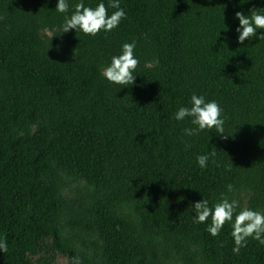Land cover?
<instances>
[{"label":"trees","instance_id":"16d2710c","mask_svg":"<svg viewBox=\"0 0 264 264\" xmlns=\"http://www.w3.org/2000/svg\"><path fill=\"white\" fill-rule=\"evenodd\" d=\"M57 2L0 0V264H164L156 237L186 264L189 242L206 264H264V245L234 254L231 223L213 237L191 206L247 188L264 213V29L235 31L264 0H120L126 18L96 36L62 33L81 0ZM133 40L135 83H110L102 69ZM193 93L218 102L227 139L185 135L196 126L174 117Z\"/></svg>","mask_w":264,"mask_h":264},{"label":"clouds","instance_id":"9594fccd","mask_svg":"<svg viewBox=\"0 0 264 264\" xmlns=\"http://www.w3.org/2000/svg\"><path fill=\"white\" fill-rule=\"evenodd\" d=\"M115 9L110 15L108 8ZM55 10L59 13H66L69 10L67 0H58ZM251 15H245L242 11L235 12V18L239 21V26L235 29L238 33V43L243 44L254 36H257V29H264V13L250 11ZM126 18V12L120 7V0H109L108 6L101 2L95 8L85 6L83 0L75 4L71 16L64 17L62 33L69 30H76L85 35L96 36L100 31L111 32L117 28L120 22ZM259 40H264V34H260ZM136 42L124 43L121 52L111 57L110 63L102 69V76L110 83L119 85H129L135 83L134 71L139 65V60L134 55ZM158 63V60L154 61ZM190 107H179L175 113L177 121L191 118V124L196 126L185 128L184 133L188 136L199 135L205 129L215 128L221 139H227L224 135V119H222V109L217 101H206L203 95L193 93L190 98ZM216 153L198 155L197 163L201 168L207 167L209 157H215ZM228 192L233 191V185H227ZM194 210V223H205L210 218V224L206 231L213 237L218 236L226 223H231V236L234 241L232 252L240 254L242 248L247 246V241L252 238L264 245V213L252 210L248 207H241L235 200H229L224 193L214 205L209 206V201L202 198L192 205ZM240 209L237 212V209ZM0 250L4 253L8 251L6 238L0 240ZM70 264H82L79 256L71 258Z\"/></svg>","mask_w":264,"mask_h":264},{"label":"rangeland","instance_id":"374dc122","mask_svg":"<svg viewBox=\"0 0 264 264\" xmlns=\"http://www.w3.org/2000/svg\"><path fill=\"white\" fill-rule=\"evenodd\" d=\"M47 34H51L49 31H45ZM68 184L70 187H77L80 185L77 182L68 180ZM235 199L240 203L241 207H248L252 210L259 211L263 213V209L253 203V196L252 192L247 188L237 189L235 190L230 196L229 200ZM240 209H237V212ZM122 213L132 215L131 209L127 206H124L121 209ZM134 217V215H133ZM158 251L160 257L164 264H186L183 260L182 254L178 253L175 246L171 243L164 242L161 238L156 237ZM188 245L190 246L191 250L195 253V264H206V260L204 259L200 246L196 243L189 242ZM56 264H70L68 259L65 255L58 253L56 255Z\"/></svg>","mask_w":264,"mask_h":264}]
</instances>
